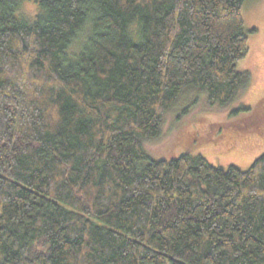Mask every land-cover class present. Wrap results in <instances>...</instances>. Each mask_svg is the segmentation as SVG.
<instances>
[{
  "label": "trees",
  "instance_id": "trees-1",
  "mask_svg": "<svg viewBox=\"0 0 264 264\" xmlns=\"http://www.w3.org/2000/svg\"><path fill=\"white\" fill-rule=\"evenodd\" d=\"M25 1L0 0V264H264V154L145 152L189 94L249 89L248 0Z\"/></svg>",
  "mask_w": 264,
  "mask_h": 264
},
{
  "label": "rangeland",
  "instance_id": "rangeland-1",
  "mask_svg": "<svg viewBox=\"0 0 264 264\" xmlns=\"http://www.w3.org/2000/svg\"><path fill=\"white\" fill-rule=\"evenodd\" d=\"M39 12L34 0H26L17 17L32 21ZM243 18L247 32L257 30L248 33L249 50L238 63L240 70L251 73L249 89L225 112L209 110L204 92L183 98L167 115L160 138L145 144L150 159L171 160L189 154L203 156L216 167L247 169L264 154V0H248ZM237 110L241 111L234 113Z\"/></svg>",
  "mask_w": 264,
  "mask_h": 264
}]
</instances>
